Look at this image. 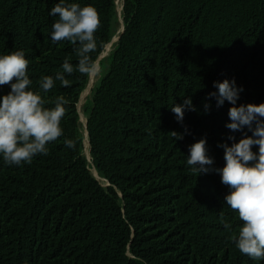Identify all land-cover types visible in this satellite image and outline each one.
Returning a JSON list of instances; mask_svg holds the SVG:
<instances>
[{
    "label": "trees",
    "instance_id": "obj_1",
    "mask_svg": "<svg viewBox=\"0 0 264 264\" xmlns=\"http://www.w3.org/2000/svg\"><path fill=\"white\" fill-rule=\"evenodd\" d=\"M59 2L0 0V55L24 52L34 91L66 58L78 63L77 45L51 39ZM65 3L98 11L97 60L115 34L116 0ZM121 18L84 105L88 156L77 108L88 78L78 72L65 74L69 87L56 80L41 92L67 101L63 135L48 154L19 166L0 156V264H264L230 240L242 222L214 171L225 165L220 145L252 133L228 129L232 105L208 97L227 79L243 89L237 106L264 103V0H121ZM10 90L0 86V97ZM188 97L196 110L181 123L170 107ZM201 138L213 164L198 175L187 156Z\"/></svg>",
    "mask_w": 264,
    "mask_h": 264
},
{
    "label": "clouds",
    "instance_id": "obj_2",
    "mask_svg": "<svg viewBox=\"0 0 264 264\" xmlns=\"http://www.w3.org/2000/svg\"><path fill=\"white\" fill-rule=\"evenodd\" d=\"M51 16L58 19L52 25L51 39L53 43L69 41L73 45L78 63L73 66L66 58L62 71H57L55 78L43 76L39 81L40 91H34L28 76L29 61L24 52L12 51L0 55V86L10 85V91L0 97V156L8 165L31 164L36 155H47V145L63 135L61 121L66 114L63 96L54 101H46L41 92L48 93L54 87L55 81L69 87L71 81L65 74L71 76L74 72L94 79L102 69L91 55L97 50L96 32L100 27L99 13L92 5L81 6L79 3H65L60 0L50 10ZM218 92L208 94L215 97L217 107L228 101L232 107L228 110L230 123L226 127L232 132L247 128L252 135L246 133L229 146L222 144L225 165L214 169L221 176V183L229 188L224 197L226 205L237 215L241 223L238 231L230 240L243 255L253 260H264V103L237 106L242 88L236 86L235 80L227 79L214 82ZM54 103V107L46 104ZM210 104L204 105L205 111ZM178 122H183L185 110L195 111L191 98H185L183 104L170 107ZM175 140L183 139L176 131L170 132ZM230 140L235 137L230 136ZM68 148H74L75 142L65 139ZM207 140L201 138L189 146L187 165L194 173L209 172L213 159L207 155ZM258 146V152L253 147ZM221 222L226 229L231 225Z\"/></svg>",
    "mask_w": 264,
    "mask_h": 264
},
{
    "label": "rangeland",
    "instance_id": "obj_3",
    "mask_svg": "<svg viewBox=\"0 0 264 264\" xmlns=\"http://www.w3.org/2000/svg\"><path fill=\"white\" fill-rule=\"evenodd\" d=\"M115 14H116V24L114 26V30H115V34L112 37L111 41L106 44L103 52L99 55V58L96 60V62L100 65V59H102L111 49H112V45L114 44V42L116 41L117 38V33L120 32V30L122 29V18H121V0H116V8H115ZM103 71V70H102ZM101 71V73H102ZM100 73V75H101ZM100 75L97 78L94 79H90L88 78V81L84 87V89L82 90V92L80 93L78 102H77V108L80 114V121H81V131L83 132L84 135V151L83 153L88 156V140H87V133L84 129V125H85V114H84V105L86 103V100L89 96H91L92 92H93V88L94 86L97 84ZM87 140V141H86ZM91 172L92 174L97 178L100 179L98 173L96 172V170L91 167Z\"/></svg>",
    "mask_w": 264,
    "mask_h": 264
},
{
    "label": "water",
    "instance_id": "obj_4",
    "mask_svg": "<svg viewBox=\"0 0 264 264\" xmlns=\"http://www.w3.org/2000/svg\"><path fill=\"white\" fill-rule=\"evenodd\" d=\"M121 31H122V29L120 30V32H121ZM117 39H118V36H117L116 40H117ZM98 58H99V57H98ZM98 58H97V59H98ZM86 135H87V134H86Z\"/></svg>",
    "mask_w": 264,
    "mask_h": 264
},
{
    "label": "bare ground",
    "instance_id": "obj_5",
    "mask_svg": "<svg viewBox=\"0 0 264 264\" xmlns=\"http://www.w3.org/2000/svg\"><path fill=\"white\" fill-rule=\"evenodd\" d=\"M87 141V140H86Z\"/></svg>",
    "mask_w": 264,
    "mask_h": 264
}]
</instances>
